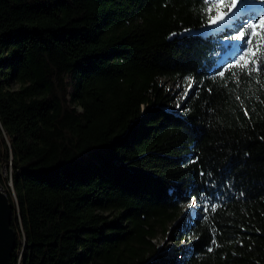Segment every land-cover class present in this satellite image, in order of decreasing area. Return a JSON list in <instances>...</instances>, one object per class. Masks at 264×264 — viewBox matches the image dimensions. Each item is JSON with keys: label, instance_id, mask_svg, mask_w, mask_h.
<instances>
[{"label": "trees", "instance_id": "obj_1", "mask_svg": "<svg viewBox=\"0 0 264 264\" xmlns=\"http://www.w3.org/2000/svg\"><path fill=\"white\" fill-rule=\"evenodd\" d=\"M230 3L0 0L12 264H264V25L223 63L247 24L202 32ZM162 79L192 81L179 106Z\"/></svg>", "mask_w": 264, "mask_h": 264}, {"label": "rangeland", "instance_id": "obj_2", "mask_svg": "<svg viewBox=\"0 0 264 264\" xmlns=\"http://www.w3.org/2000/svg\"><path fill=\"white\" fill-rule=\"evenodd\" d=\"M256 7H262V9L257 10ZM244 10H247V13L243 15L242 12H244ZM233 13L234 14L231 15V18L225 17L224 21L217 20V23L215 25H209L202 32L207 31L215 33L226 26L233 25L239 28V26H242V24L251 23L253 21L251 20L253 19L251 17L252 14L255 16L254 18L264 16V4H261L260 0H247V3L243 5L238 4L237 9H233ZM224 43L226 44L228 51L222 56L220 63L225 62L226 59L236 54L240 49L241 42L237 36H234L232 40H225ZM159 83L162 92L168 95L172 106H179L181 103H183L186 100L190 89L192 88V83L190 86L189 83H185L180 80L172 81L168 79H162ZM0 174H2V178L6 176V173L4 171H0ZM4 188L5 191L9 189H7L6 187ZM9 190H11L12 192L11 188ZM197 209V204L193 200L192 203L188 206L187 210L184 212L183 216L180 218V220L171 227L170 233L167 235H162L158 239V241L156 242L158 245V252L154 260L158 257L174 255L178 252L179 249L188 245V242L182 239V227L188 222L191 217L198 214Z\"/></svg>", "mask_w": 264, "mask_h": 264}, {"label": "water", "instance_id": "obj_3", "mask_svg": "<svg viewBox=\"0 0 264 264\" xmlns=\"http://www.w3.org/2000/svg\"><path fill=\"white\" fill-rule=\"evenodd\" d=\"M13 205L0 187V264H12L17 237L12 228Z\"/></svg>", "mask_w": 264, "mask_h": 264}, {"label": "snow or ice", "instance_id": "obj_4", "mask_svg": "<svg viewBox=\"0 0 264 264\" xmlns=\"http://www.w3.org/2000/svg\"><path fill=\"white\" fill-rule=\"evenodd\" d=\"M219 3L221 5H223L224 3V0H219ZM247 3V0H231V3L228 5V11L227 12H220V13H217V15L215 17H209V24L210 25H215L217 23V20H220V21H224L225 17H228V18H231V15H233V9H237L238 7V4L239 5H243ZM260 3L261 4H264V0H260ZM257 25H264V16H261L259 18H256L254 20V22H251L249 24H247L246 28L241 31L240 33V37L238 38H242L245 34V32L251 28L253 31L250 33L249 35V39L247 40V43L249 45L248 49H247V52H252V49H251V37L252 36H256L258 33L256 32V28H257ZM173 35H176L175 33H173ZM247 52L245 53V55L247 54ZM245 55H241L239 57V60L237 61V63H239L240 61H243L245 59ZM252 55L254 56L255 53H252ZM246 66V64H245ZM221 75H223V73H221ZM191 83L192 81L189 80V85L191 86ZM245 115H247V113H245ZM215 207L212 209V211H215ZM213 243H215V241H213ZM209 251H211V249H209Z\"/></svg>", "mask_w": 264, "mask_h": 264}, {"label": "built area", "instance_id": "obj_5", "mask_svg": "<svg viewBox=\"0 0 264 264\" xmlns=\"http://www.w3.org/2000/svg\"><path fill=\"white\" fill-rule=\"evenodd\" d=\"M7 189L9 188H11L12 189V192H11V190H7V191H5V188L3 187V188H1L2 189V191H4L5 193L4 194H12V197H13V199L14 200H16V195H15V193H14V187H13V184H12V180L10 179V183L7 185V186H5ZM22 245H25V241L23 240V242H22Z\"/></svg>", "mask_w": 264, "mask_h": 264}, {"label": "bare ground", "instance_id": "obj_6", "mask_svg": "<svg viewBox=\"0 0 264 264\" xmlns=\"http://www.w3.org/2000/svg\"><path fill=\"white\" fill-rule=\"evenodd\" d=\"M263 7V6H262ZM262 7H256L257 8V10H260V9H262ZM247 10H244V12H242V14L244 15L245 13H247L246 12ZM241 13V12H240Z\"/></svg>", "mask_w": 264, "mask_h": 264}]
</instances>
